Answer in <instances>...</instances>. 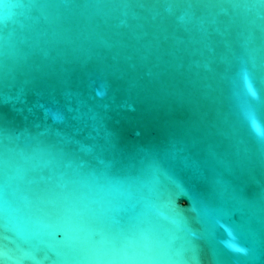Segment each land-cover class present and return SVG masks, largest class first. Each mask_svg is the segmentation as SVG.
<instances>
[{
    "label": "water",
    "instance_id": "1",
    "mask_svg": "<svg viewBox=\"0 0 264 264\" xmlns=\"http://www.w3.org/2000/svg\"><path fill=\"white\" fill-rule=\"evenodd\" d=\"M0 264H264V0H0Z\"/></svg>",
    "mask_w": 264,
    "mask_h": 264
}]
</instances>
